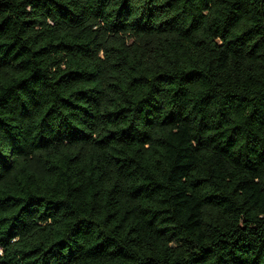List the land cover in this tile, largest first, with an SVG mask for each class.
I'll list each match as a JSON object with an SVG mask.
<instances>
[{"label":"trees","instance_id":"obj_1","mask_svg":"<svg viewBox=\"0 0 264 264\" xmlns=\"http://www.w3.org/2000/svg\"><path fill=\"white\" fill-rule=\"evenodd\" d=\"M0 264H264V0H0Z\"/></svg>","mask_w":264,"mask_h":264}]
</instances>
